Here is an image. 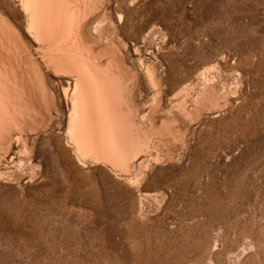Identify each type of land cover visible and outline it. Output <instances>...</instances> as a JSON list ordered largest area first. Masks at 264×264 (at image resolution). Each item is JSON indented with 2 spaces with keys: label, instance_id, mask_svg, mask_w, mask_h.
Segmentation results:
<instances>
[{
  "label": "bare ground",
  "instance_id": "bare-ground-1",
  "mask_svg": "<svg viewBox=\"0 0 264 264\" xmlns=\"http://www.w3.org/2000/svg\"><path fill=\"white\" fill-rule=\"evenodd\" d=\"M188 30V0H0V185L91 209L94 186L104 203L128 198L129 226L141 228L120 253L80 264H264V194L255 200L248 180L264 177V143L242 181L219 162L253 140L238 137L209 165L191 144L225 115L251 121L250 63L239 59L230 79L218 63L188 79V43L201 40ZM190 171L188 211L173 213ZM212 197L233 207L203 204Z\"/></svg>",
  "mask_w": 264,
  "mask_h": 264
},
{
  "label": "rangeland",
  "instance_id": "rangeland-1",
  "mask_svg": "<svg viewBox=\"0 0 264 264\" xmlns=\"http://www.w3.org/2000/svg\"><path fill=\"white\" fill-rule=\"evenodd\" d=\"M188 28V34L201 39L198 43H188V79H198L197 72L216 63L222 66V78L230 79L237 61L249 60V75L254 77L250 80L254 85L251 121L241 126L225 115L223 119H215L217 122L212 123L210 134L191 139L193 149L198 150V156L207 165L211 161L206 159L207 155L213 156L235 143L238 137L247 136L253 140L254 149L250 146L239 157L219 162L227 173L238 169L242 181L246 170L257 163L254 159L247 160V153L256 155L259 150L255 147L260 148L264 143V0H188ZM223 170L215 176L220 177ZM204 172L205 168L202 174ZM252 175H248V180L254 184L251 189L257 200L264 194V177ZM226 176L229 180V174ZM194 180L195 175L190 171L188 185L186 177L176 182L177 192L167 202L172 204L169 208L173 213L188 211V196L184 193ZM246 182L245 179L244 184ZM210 183L206 189L212 196L214 188H219ZM13 188L0 185V264H80L86 255L120 253L123 237L136 236L141 231L139 227L129 226L132 213L129 199L124 196L104 203L105 192H97L94 186H89L90 196L98 203L93 209L71 203L56 208L42 201L39 190L27 187L22 192ZM213 198L206 200L210 203L203 204L213 208L233 207L230 199L212 203ZM195 204H189V207ZM165 210L166 207L162 213L150 217L151 224L164 220L161 217ZM262 211L258 205L257 219L263 217Z\"/></svg>",
  "mask_w": 264,
  "mask_h": 264
}]
</instances>
